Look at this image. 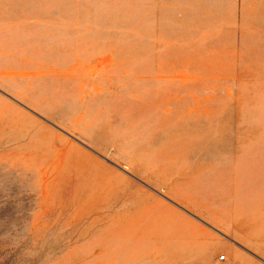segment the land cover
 <instances>
[{
    "label": "rangeland",
    "instance_id": "rangeland-1",
    "mask_svg": "<svg viewBox=\"0 0 264 264\" xmlns=\"http://www.w3.org/2000/svg\"><path fill=\"white\" fill-rule=\"evenodd\" d=\"M0 264H264V0H0Z\"/></svg>",
    "mask_w": 264,
    "mask_h": 264
},
{
    "label": "crops",
    "instance_id": "crops-1",
    "mask_svg": "<svg viewBox=\"0 0 264 264\" xmlns=\"http://www.w3.org/2000/svg\"><path fill=\"white\" fill-rule=\"evenodd\" d=\"M193 236H195V233H193ZM197 247H198V246H196V245L194 244V247H193V248L195 249V248H197Z\"/></svg>",
    "mask_w": 264,
    "mask_h": 264
},
{
    "label": "built area",
    "instance_id": "built-area-1",
    "mask_svg": "<svg viewBox=\"0 0 264 264\" xmlns=\"http://www.w3.org/2000/svg\"><path fill=\"white\" fill-rule=\"evenodd\" d=\"M224 258H221V260L223 261Z\"/></svg>",
    "mask_w": 264,
    "mask_h": 264
}]
</instances>
